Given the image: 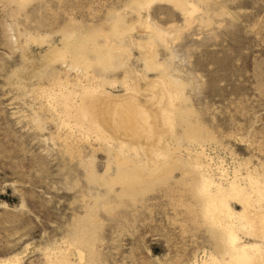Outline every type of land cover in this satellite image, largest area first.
<instances>
[{
	"label": "rangeland",
	"instance_id": "obj_1",
	"mask_svg": "<svg viewBox=\"0 0 264 264\" xmlns=\"http://www.w3.org/2000/svg\"><path fill=\"white\" fill-rule=\"evenodd\" d=\"M131 2L0 0V263L14 258L18 264H201L209 255L227 259L221 232L204 223L189 186L198 163L209 166L216 181L217 168L231 172L244 162L264 174V0H190L199 9L190 25L173 5H151L152 23L177 32L167 46L155 50L169 78L183 85L179 106L186 115L176 117L171 135L158 141L173 155L171 174L163 182L148 180L145 190L133 185L128 194L134 199L118 185L108 189L104 181L115 177L114 152L121 148L131 157L133 142L115 138L109 148L95 134L85 140L78 129L64 128L61 101L51 106L54 86L64 81L77 86V80L85 84V79L69 60H48L53 48L64 47L66 36H72L67 52L93 37L102 45L94 34L108 33L120 14L124 28L134 27L123 40L129 56L124 68L104 76L96 70L93 83L105 81L107 93L123 98L122 83L127 81L140 101L153 102L155 112L164 108L160 74L146 71L141 60L149 53L148 33L128 8ZM156 148L138 159L158 164ZM231 208L242 210L237 202ZM238 236L241 246H258L264 253L261 239Z\"/></svg>",
	"mask_w": 264,
	"mask_h": 264
},
{
	"label": "bare ground",
	"instance_id": "obj_2",
	"mask_svg": "<svg viewBox=\"0 0 264 264\" xmlns=\"http://www.w3.org/2000/svg\"><path fill=\"white\" fill-rule=\"evenodd\" d=\"M14 1L21 2L22 0ZM156 2L168 3L173 5L175 9L177 8L181 11L185 18L186 25L191 24L193 21V15L199 9L192 4L190 0H132L128 6V8L136 14L137 22H139L138 25H140V27L142 26L144 28L143 30L148 33V36H146L148 37V41L145 43V48L149 53L147 56H141L144 68L146 71H156L160 74L157 84L161 88L164 98H166L167 105L164 106V108L163 106L159 107L157 112L154 111L155 107L153 102H142L136 97V95H138L136 87L131 86L127 81H123L122 83L126 92V96H122L123 98H114L107 93L104 89V84H106L105 81L98 82L100 84L93 83V80L97 77L95 76L97 71L103 73L100 74L104 76V73H110L114 70L116 71V69L124 68V57L129 56V46L127 49V44H125L126 41L123 40L126 37L128 38L134 27L130 25L131 27L125 26L124 28L123 23L120 21V14H114L115 16L112 19L111 28L108 33L98 31L99 33L94 34L96 31L93 32L94 36H100L102 39V45H98L93 37L94 39H89L87 43L82 41L84 42V45H80L81 47L77 46L79 48L67 52V45L69 46L70 44L68 43L71 42L69 37L72 36H66L64 39L65 44H63L64 47H62V49L53 48L48 54V60H51L52 62L59 61L64 64L66 60H69L68 62H70V66L85 79V84H82L76 79L78 81L77 86H70V82L67 81H64V83H57L54 86L55 90H53L54 93H52L51 106L55 107L57 106V103H60L58 101H61L60 104L63 106L62 116L64 118V120L62 116L60 118L62 120V126L69 130L78 129V131H81L80 134L85 140L89 139L88 137H90V134H95L96 139H94L96 141H102L109 148L112 147L113 139L115 138L133 142L135 147L132 148L129 146L132 149H130L131 151L128 150L130 153L132 152L133 157L131 156V158L126 155L127 153H124L126 151L121 148L119 150L120 152H118L119 154H116L117 151L114 152L115 158L113 161L114 166L116 167L115 177L108 180L104 179L106 183L105 185L108 189L112 190L114 189V186L118 185L124 190L126 196H130L128 191L133 188V185H142V188L145 190L146 186H143L148 180L149 182H154L155 180L156 182H159V180H162L161 182H163L171 174L173 155L166 154L162 150V146H160L162 140L161 137H164L163 134L167 135L170 134V132H173L177 122L176 117H184L186 115L180 110L179 106L180 102L183 100V85H181L180 82L178 83V81L170 79L166 66L159 63L157 60L155 50L157 46H167L168 39L173 37L177 32L174 34L172 31L173 29L171 30V26L170 28L168 27L169 29H164L157 26L156 23H152L148 12L151 5ZM93 34L90 35L93 36ZM128 44H132V40L128 41ZM88 54L93 56L92 60H90L92 57L89 59ZM170 88L174 89L173 94L169 91ZM48 102L50 103V101ZM53 110L56 109L53 108ZM185 110L186 109H184V111ZM159 126L162 128L161 131H157ZM191 136L193 137L194 135ZM198 137L200 138L201 136ZM185 139L186 138H184V140ZM190 139L187 138V141ZM159 140L160 145L158 144ZM197 141L198 139L196 142ZM167 143H165V145L168 146V148L166 147L165 150L167 149V151L170 152V146ZM108 147H106V149ZM153 147H157L156 150L153 151L156 153L155 157L157 156L159 158V162L158 164L157 162H153L152 166H149L145 162V164L142 163L138 159V156L141 155V153L146 156L147 153H150L149 150ZM116 148H114V150ZM160 149L162 151H159ZM198 153L195 152L194 154L199 156ZM155 157L153 156V158ZM146 158L149 157L147 156ZM198 164L195 166L192 165V171L195 172V178L189 187L192 190L193 197L199 203L204 223L206 222L210 230L213 232H221V235L223 236L220 237L221 242L225 245L224 256L227 258L225 259L221 256L217 258L216 256L209 255V257L203 260L201 264L263 263L264 253L261 251L262 249L257 248L258 246H241L239 244L241 239L238 234L240 233L243 236L251 238L255 237V239L259 238L264 242V174L244 162L238 164L231 172L222 168H217L219 171V179L216 181L211 175V172H209V166L204 165L203 167V164ZM146 189H148V187ZM130 197L134 199V195H131ZM231 202H237L241 205L242 210L240 213L237 212V214L233 212ZM263 242L262 244H264ZM262 247L264 249L263 245ZM259 252L261 254L260 256L258 255ZM79 257V260L82 261L83 259H81V256ZM9 262L10 264H18L19 260L14 258Z\"/></svg>",
	"mask_w": 264,
	"mask_h": 264
}]
</instances>
